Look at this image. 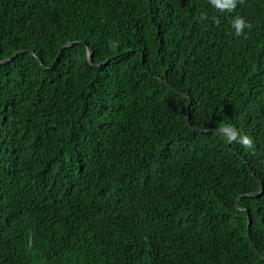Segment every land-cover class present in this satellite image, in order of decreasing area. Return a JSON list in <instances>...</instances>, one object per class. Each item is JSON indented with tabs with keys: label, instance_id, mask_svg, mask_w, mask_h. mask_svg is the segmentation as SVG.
Returning a JSON list of instances; mask_svg holds the SVG:
<instances>
[{
	"label": "trees",
	"instance_id": "16d2710c",
	"mask_svg": "<svg viewBox=\"0 0 264 264\" xmlns=\"http://www.w3.org/2000/svg\"><path fill=\"white\" fill-rule=\"evenodd\" d=\"M260 191L264 0H0V264H264Z\"/></svg>",
	"mask_w": 264,
	"mask_h": 264
},
{
	"label": "water",
	"instance_id": "95a60500",
	"mask_svg": "<svg viewBox=\"0 0 264 264\" xmlns=\"http://www.w3.org/2000/svg\"><path fill=\"white\" fill-rule=\"evenodd\" d=\"M72 44H75V43H68V44H66L63 48H66V47H68V46H70V45H72ZM19 53H20V52L16 53L13 57H15L16 55H18ZM60 53H61V51L59 52V55H60ZM91 55H92L91 50H90L89 48H87V57H88V61H89V63L92 64V56H91ZM57 58H58V57H57ZM10 60H11V59H8V60H6L5 62H8V61H10ZM39 62L41 63L40 60H39ZM94 66H95V67H98L99 65H94ZM187 113H188V112H187V110H186V114H185V118H186V120H188ZM196 131H199V132H201V133L209 132V131H207V130H203V129H202V130H196ZM210 132L229 133V134L231 135V138H230V140H229V142H228V145H230V143L232 142V140H233V138H234L233 134L230 132L229 129L222 128V129H218V130H211ZM260 193H261V191H260L259 193H255V194H245V195L239 196V197L237 198V200H236V206H237V208H238L239 210H242V211L245 213V216H246V219H247V224H246V234H247V238L249 239V242H250V244H251V247L254 248V250H255L257 256H259L260 258H262V259L264 260V256L261 255V253L255 249L253 243H252L251 240H250L249 233H248V231H249V226H250V219H249L248 213H247L245 210L241 209L240 206H239V200H240V198H243V197H254V196H258Z\"/></svg>",
	"mask_w": 264,
	"mask_h": 264
},
{
	"label": "clouds",
	"instance_id": "9594fccd",
	"mask_svg": "<svg viewBox=\"0 0 264 264\" xmlns=\"http://www.w3.org/2000/svg\"><path fill=\"white\" fill-rule=\"evenodd\" d=\"M212 4L223 7V8H234L235 7V0H229L227 3H222L221 0H211ZM233 27L235 28V33L237 35H240L243 32V29L245 27V22L242 18H236L233 24ZM245 144H249L250 141L245 139Z\"/></svg>",
	"mask_w": 264,
	"mask_h": 264
},
{
	"label": "snow or ice",
	"instance_id": "6c2138e0",
	"mask_svg": "<svg viewBox=\"0 0 264 264\" xmlns=\"http://www.w3.org/2000/svg\"><path fill=\"white\" fill-rule=\"evenodd\" d=\"M227 2H229V0H227Z\"/></svg>",
	"mask_w": 264,
	"mask_h": 264
}]
</instances>
